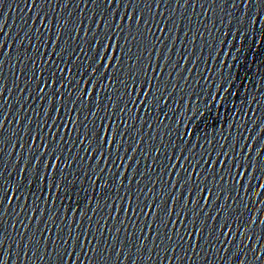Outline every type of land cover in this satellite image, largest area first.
I'll return each mask as SVG.
<instances>
[{"label": "water", "instance_id": "water-1", "mask_svg": "<svg viewBox=\"0 0 264 264\" xmlns=\"http://www.w3.org/2000/svg\"><path fill=\"white\" fill-rule=\"evenodd\" d=\"M259 11L0 0V264H264Z\"/></svg>", "mask_w": 264, "mask_h": 264}, {"label": "snow or ice", "instance_id": "snow-or-ice-1", "mask_svg": "<svg viewBox=\"0 0 264 264\" xmlns=\"http://www.w3.org/2000/svg\"><path fill=\"white\" fill-rule=\"evenodd\" d=\"M257 3L259 2L260 4V8H264V0H248V3ZM262 20H264V14L261 13V11L256 12L255 16H247L244 20V25L246 27L249 26H256L257 24H259ZM264 30V29H261ZM259 155V154H257ZM257 165H259V161H257Z\"/></svg>", "mask_w": 264, "mask_h": 264}]
</instances>
